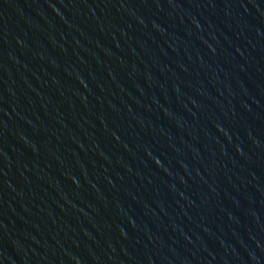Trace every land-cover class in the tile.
Returning <instances> with one entry per match:
<instances>
[{
    "label": "water",
    "instance_id": "water-1",
    "mask_svg": "<svg viewBox=\"0 0 264 264\" xmlns=\"http://www.w3.org/2000/svg\"><path fill=\"white\" fill-rule=\"evenodd\" d=\"M0 264H264V0H0Z\"/></svg>",
    "mask_w": 264,
    "mask_h": 264
}]
</instances>
